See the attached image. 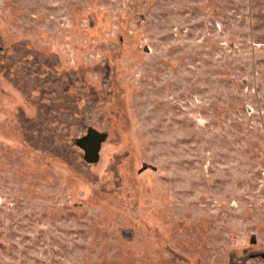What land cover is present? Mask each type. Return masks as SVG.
<instances>
[{"label":"rangeland","instance_id":"rangeland-1","mask_svg":"<svg viewBox=\"0 0 264 264\" xmlns=\"http://www.w3.org/2000/svg\"><path fill=\"white\" fill-rule=\"evenodd\" d=\"M257 253L264 0H0V264Z\"/></svg>","mask_w":264,"mask_h":264},{"label":"water","instance_id":"water-1","mask_svg":"<svg viewBox=\"0 0 264 264\" xmlns=\"http://www.w3.org/2000/svg\"><path fill=\"white\" fill-rule=\"evenodd\" d=\"M107 136V131H99L94 127H89L86 134L74 139V144L83 149L85 159L89 164H95L100 160L102 144Z\"/></svg>","mask_w":264,"mask_h":264},{"label":"flooded vegetation","instance_id":"flooded-vegetation-1","mask_svg":"<svg viewBox=\"0 0 264 264\" xmlns=\"http://www.w3.org/2000/svg\"><path fill=\"white\" fill-rule=\"evenodd\" d=\"M260 258H264V253H257V254H251L250 257H247L243 264H247L249 261L258 260Z\"/></svg>","mask_w":264,"mask_h":264}]
</instances>
